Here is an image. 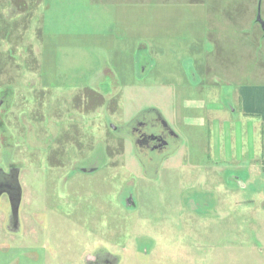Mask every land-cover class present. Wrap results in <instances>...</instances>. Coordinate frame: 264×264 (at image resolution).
Segmentation results:
<instances>
[{
    "label": "rangeland",
    "instance_id": "obj_1",
    "mask_svg": "<svg viewBox=\"0 0 264 264\" xmlns=\"http://www.w3.org/2000/svg\"><path fill=\"white\" fill-rule=\"evenodd\" d=\"M258 6L0 0V264H264V184L228 219L218 166L246 157L225 139L264 84ZM154 113L178 136L151 164L132 130Z\"/></svg>",
    "mask_w": 264,
    "mask_h": 264
},
{
    "label": "crops",
    "instance_id": "obj_2",
    "mask_svg": "<svg viewBox=\"0 0 264 264\" xmlns=\"http://www.w3.org/2000/svg\"><path fill=\"white\" fill-rule=\"evenodd\" d=\"M238 102L240 113L243 119H247L250 122L251 126L248 128L247 139L248 141L242 144L241 134L238 138L235 135H232L231 138L226 136V142L228 147H231L233 144L231 140H235L236 146L241 148L240 152L242 155H246V157L235 165H230L229 163H221L218 165L220 169L222 166H226L227 168L224 169L225 172V196L229 199H226L228 208L226 217L228 219L232 218L233 211H240L243 207L240 203H243L246 200H243L242 197L244 196L243 193H248L250 187L252 186L254 190L251 191L252 195H260L259 189L262 184H264V171L260 169V162H264V84L260 83H251V84H242L238 87ZM259 127H262V131H257ZM219 130L218 128L213 132V135L216 134L215 132ZM247 130V129H246ZM229 132V129L227 130ZM235 137V138H234ZM218 140V137L216 138ZM219 144H215L218 146ZM238 148V147H237ZM227 149V148H226ZM238 149V150H239ZM228 150V149H227ZM228 152V151H226ZM237 151H232V154L235 155ZM230 153H227V158L232 159L233 157ZM221 155V154H220ZM217 161V160H216ZM213 171L209 173L212 176L213 174V183H215V188H211L216 190V192H221V188L223 185L220 180V176L222 173L218 170L217 165L212 166ZM223 177V176H222ZM222 179V178H221ZM220 198L216 197L215 208L221 209V193ZM240 195H242L240 197ZM232 200V201H231ZM252 200V199H251ZM240 208V209H239ZM250 208V207H249Z\"/></svg>",
    "mask_w": 264,
    "mask_h": 264
},
{
    "label": "flooded vegetation",
    "instance_id": "obj_3",
    "mask_svg": "<svg viewBox=\"0 0 264 264\" xmlns=\"http://www.w3.org/2000/svg\"><path fill=\"white\" fill-rule=\"evenodd\" d=\"M132 131H135L133 136V143L138 145V147H144L147 150L145 157L148 162H156L157 159L163 155L162 153L172 145L173 139L177 138V134L171 129L167 122L157 113L153 115H145L136 117ZM11 176V175H7ZM7 178V177H6ZM6 184V183H5ZM2 183L0 186L2 192H6L12 198V201L17 197V187H11L10 185H5ZM4 186V188H2ZM0 191V192H1ZM1 192V193H2ZM13 196H15L13 198ZM96 256H88V260H95ZM104 263L109 260L104 259ZM110 262V261H109Z\"/></svg>",
    "mask_w": 264,
    "mask_h": 264
},
{
    "label": "water",
    "instance_id": "obj_4",
    "mask_svg": "<svg viewBox=\"0 0 264 264\" xmlns=\"http://www.w3.org/2000/svg\"><path fill=\"white\" fill-rule=\"evenodd\" d=\"M256 20H257V22L259 23V25H260V27H261V29H262V31H263V34H264V21L261 19V17H260V11H259V6H258V8H257V15H256ZM114 128V127H113ZM11 201V200H10ZM17 204H18V201H17V203L15 204L16 206L14 207L15 208V211H16V209H17Z\"/></svg>",
    "mask_w": 264,
    "mask_h": 264
}]
</instances>
